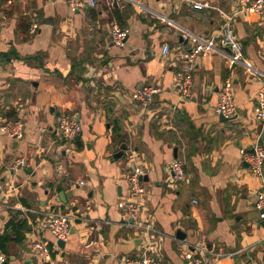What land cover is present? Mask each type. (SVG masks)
<instances>
[{
    "label": "crops",
    "instance_id": "crops-1",
    "mask_svg": "<svg viewBox=\"0 0 264 264\" xmlns=\"http://www.w3.org/2000/svg\"><path fill=\"white\" fill-rule=\"evenodd\" d=\"M246 1L96 0L72 12L67 0H0V123L20 118L25 125L19 140L0 133V236L10 235L3 264H116L122 254L142 256L145 232L119 208L128 200L142 204V220L153 228L146 253L157 264H185L197 249L234 254L220 264H264L261 182L241 158L242 150L264 147V125L254 115L260 78L230 70V52L217 43L194 63L190 98L175 85L181 55L192 47L182 32L210 37L220 13ZM119 21L127 39L115 47L108 29ZM234 30L245 61L264 79V20L241 14ZM228 77L236 115L221 122L215 108ZM146 85L160 92L141 110L131 94ZM60 111L82 127L69 143L57 140ZM122 144L126 151L114 159ZM18 158L25 166L12 173L8 166ZM173 160L186 179L168 187ZM134 168L147 178L139 196L127 181ZM55 212L75 217L63 249L47 228ZM11 219L25 228L20 243ZM35 241L53 247L48 260L31 250Z\"/></svg>",
    "mask_w": 264,
    "mask_h": 264
},
{
    "label": "built area",
    "instance_id": "built-area-1",
    "mask_svg": "<svg viewBox=\"0 0 264 264\" xmlns=\"http://www.w3.org/2000/svg\"><path fill=\"white\" fill-rule=\"evenodd\" d=\"M68 6L72 12L82 9L92 8L96 4V0H67ZM197 7H203L194 4ZM253 13L264 20V0L246 1L243 6L237 11L226 14L220 13L222 17L221 25L216 34L210 37L203 38L192 34L189 31L182 32V38L192 43L189 51L181 55V68L175 73L176 89L183 99H188L191 96L193 81L192 72L194 63L199 57L207 52L215 49L217 43L228 48L230 54L228 56V66L230 70L235 67L243 68L246 73L252 78L259 79V88L256 94L254 115L255 118L264 125V79L259 73L247 63L242 52V44L237 38L234 30V23L238 15ZM38 29L36 23L32 24L29 32L34 34ZM109 37L112 45L122 47L127 39V31L118 23L112 22L108 29ZM170 52L168 45H163L161 49L162 55H167ZM160 92L159 87L155 85H146L140 87L131 94V100L141 109L147 110L154 102L155 96ZM218 116L226 119H231L236 115V106L234 102L233 81L230 77L226 78L218 92V102L215 108ZM56 136L59 142L69 143L73 141L82 131V127L75 119V116L66 112L60 111L56 117ZM25 125L22 119H7L0 123V133L9 139L19 140L23 137ZM241 158L247 164L249 174L261 182V187L256 193V208L259 212L258 218L264 222V147L255 145L251 150H242ZM25 165L22 158L13 161L8 170L13 172L19 171ZM168 176L165 184L168 187H176L186 179L184 166L178 160L171 161L167 166ZM144 171L134 168L128 176L129 192L132 196H139L145 193L143 187ZM1 190V184H0ZM119 208L123 210L124 221L132 220V226L135 229H142L145 232L146 246L145 252L140 257H131L122 254L117 258L116 264H157L156 260L150 257L146 250L150 243L149 234L153 228L144 223L142 220L143 207L142 204L128 200L121 202ZM75 217L66 213L55 212L48 215L46 223L47 228L54 238V247L57 240L65 242L69 236ZM53 247L41 242L35 241L31 244V250L42 260H48ZM234 254L230 252H209L205 249H197L188 251L185 254V264H220L222 260L231 258ZM5 263V258L0 255V264Z\"/></svg>",
    "mask_w": 264,
    "mask_h": 264
},
{
    "label": "trees",
    "instance_id": "trees-1",
    "mask_svg": "<svg viewBox=\"0 0 264 264\" xmlns=\"http://www.w3.org/2000/svg\"><path fill=\"white\" fill-rule=\"evenodd\" d=\"M117 23L121 27H123L121 21H119ZM79 80H82V79L79 78ZM8 228H10L11 232L15 235L16 242L20 243L21 240L23 239V233H24V230H25L24 226L22 225V222H15L14 219H11L8 222ZM9 240H10V235L4 234V235L0 236V252L6 253V251H7L6 244L9 242Z\"/></svg>",
    "mask_w": 264,
    "mask_h": 264
},
{
    "label": "water",
    "instance_id": "water-1",
    "mask_svg": "<svg viewBox=\"0 0 264 264\" xmlns=\"http://www.w3.org/2000/svg\"><path fill=\"white\" fill-rule=\"evenodd\" d=\"M113 6H116V1L113 2ZM219 120H220L221 122H224V121H226L227 119L224 118V117H222V116H220ZM14 141H15V140H14ZM126 149H127L126 145H125V144H122V145L120 146L119 152L116 153L115 155H113V158H114V159H120V158L123 156V153H124V151H126ZM24 166H25V165H24ZM24 166H23V167H24ZM244 166L247 167V164L244 163ZM25 172H26L27 174H30V173H31L30 171H25ZM143 181H147V178L144 177V178H143ZM0 192H1V190H0ZM129 222L131 223L132 220L130 219ZM262 225H264V222H262ZM70 233H73V231H70ZM177 236H179V234H178ZM56 244H57L58 248H60V249H63V248H64V245H65L64 242L61 241V240H57Z\"/></svg>",
    "mask_w": 264,
    "mask_h": 264
},
{
    "label": "rangeland",
    "instance_id": "rangeland-1",
    "mask_svg": "<svg viewBox=\"0 0 264 264\" xmlns=\"http://www.w3.org/2000/svg\"><path fill=\"white\" fill-rule=\"evenodd\" d=\"M44 243V242H43ZM45 244H47V243H45Z\"/></svg>",
    "mask_w": 264,
    "mask_h": 264
}]
</instances>
